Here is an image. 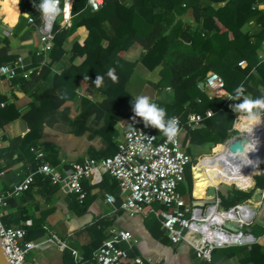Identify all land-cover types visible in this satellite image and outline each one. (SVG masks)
I'll return each mask as SVG.
<instances>
[{
	"label": "trees",
	"instance_id": "trees-1",
	"mask_svg": "<svg viewBox=\"0 0 264 264\" xmlns=\"http://www.w3.org/2000/svg\"><path fill=\"white\" fill-rule=\"evenodd\" d=\"M141 1L150 15L147 14L143 19L136 13L135 6L126 7L123 0H103L102 8L95 12L88 6L87 0H73L72 23L64 29L59 27L61 17L57 20L53 46L43 54L44 66L38 73L33 71L27 80L17 71L19 78L14 79L23 87L24 93L32 98L27 110L21 115L29 131L53 127L58 122V109L68 98L76 97L74 89L77 84L95 86L93 81L97 75L104 76L103 86L99 88H107V98L105 104L91 105L89 109L96 112L101 109L106 114L115 115L116 110L123 108L127 110L125 117L131 118L130 105L126 108L120 101L121 96L126 95L124 88L130 75L138 68L150 72L160 66L159 81L154 85L157 99L153 102L164 108L168 117L177 115L184 123L189 112L211 113L210 117L204 119L201 129L190 130L185 124L182 126L180 146L193 162L197 157L214 153V147L219 149L228 138L237 114L225 105L226 97L209 99L199 84L210 73H216L222 78L224 90L230 95H234L235 89L243 85L250 98L261 96L259 90L249 82L254 77L258 85L264 87V59H258L259 54L264 55V9H259L264 0H210V4L205 7L198 3L199 0ZM20 8H26L34 19V25H38L39 12L33 5L26 6L22 0ZM251 22L261 27L259 33L250 34ZM80 26L88 31L85 43L79 46L73 42L67 47L68 39L75 35ZM134 42L145 53L134 63L126 62L123 60L124 52ZM38 51L39 44L29 54L35 57ZM20 57L19 53L11 52L7 39L0 40V64L6 63L13 67ZM63 57H67L69 66H63L59 75H53L50 87H41L40 84L51 73L50 68L61 64ZM240 61L247 63L246 68L238 67ZM110 69L119 78L117 83L108 77ZM240 102L237 100V103ZM105 126L102 132L107 131L108 127ZM205 148L208 151H204ZM205 167L211 168L210 165L200 164L196 169L201 171ZM256 168H252V174H248L247 178L251 180L253 174H258ZM185 181L191 187L189 168L185 172ZM252 184V180H246L237 187L245 190ZM255 189H264V169L255 177ZM252 193L228 189L225 195L219 197L221 205L229 208L249 200ZM262 217L264 197L251 225L255 234L264 232ZM35 229L38 230L34 232ZM26 232L30 240L43 234L41 227ZM244 249L231 247L226 249L225 255L232 257L245 252ZM217 251L212 252V261ZM250 255L252 261L244 258L241 264H264V251L257 249L256 252L251 251Z\"/></svg>",
	"mask_w": 264,
	"mask_h": 264
},
{
	"label": "crops",
	"instance_id": "crops-1",
	"mask_svg": "<svg viewBox=\"0 0 264 264\" xmlns=\"http://www.w3.org/2000/svg\"><path fill=\"white\" fill-rule=\"evenodd\" d=\"M21 1L0 2V40L7 39L11 52L17 55L19 53L21 57L13 67L27 80L33 71L38 73L44 66L45 57L39 51L35 57L29 54L37 49L38 38L37 33L33 32V27L23 16L29 11L20 8ZM34 2L39 3V0ZM123 3L126 7L135 6L136 13L142 19L148 14V9L143 7L141 0H123ZM198 3L205 7L210 4V0H199ZM23 4L33 5V0H23ZM260 8L264 9V3L259 6ZM31 18L33 19L32 16ZM37 19L40 23V15ZM72 20L73 18L64 25V29L70 27ZM260 31L261 27L256 23L249 24L250 34H257ZM87 37L88 31L84 26H80L76 29L75 35L68 39L66 46H71L73 42L83 46ZM144 53L143 48L134 42L124 52L123 60L134 63ZM262 57V54H259L258 59ZM36 62L39 67L36 66ZM2 66L12 67L6 63H1L0 67ZM63 66H69L67 57L62 58L61 64H55L50 68L51 73L40 86L50 87L53 75H59ZM160 68L157 66L150 72L138 68L130 75L124 88L126 95L120 98L126 108L130 105L132 109V101L139 95L149 96L152 101L157 99L154 85L159 81ZM17 78L19 77L10 79L0 76V99H2L0 103L4 104L0 108V193L5 199V206L0 208V212L5 227L20 228L25 232L41 227L43 234L34 240L28 239L26 232L25 240L35 243L47 239L48 235L43 229L47 227L59 238L66 240L69 248L76 250L83 258H88L93 250L108 238V231L112 228L128 231L133 236L132 242H123L120 248L127 250L132 258H151L152 264H241L244 258L252 261L251 251L256 252L257 249L260 252L264 251V232L255 234L251 226L245 230L254 236H263L256 245L241 246L245 248V252L232 257L225 255L228 248L217 249V254L213 256L211 263L199 260L187 244L172 243L161 229L157 217L153 213H148L147 208L143 215L129 217L120 208L125 196L120 192L117 182L108 175L92 173L83 182L86 197L82 204L75 196L61 193L50 184L47 177L35 173L37 168L47 163L58 170H63L72 162L84 158L113 155L130 120L129 117H125L127 110L119 108L115 115L106 114L101 109L99 112L90 110L91 105L105 104L107 88L85 87L80 83L74 89L76 97L68 98L58 109L56 113L58 122L53 127H44L43 130L31 132L21 115L27 110L32 98L24 93L23 87L14 80ZM249 84L264 95V87L258 85L256 78L253 77ZM245 95L250 97L247 92ZM229 96L230 94L224 89L222 94L218 95L227 98L225 103L227 107L237 103L228 99ZM132 115L133 112L131 117ZM104 126L108 129L102 132ZM213 151H217L216 147ZM38 153L42 154L41 158H37ZM200 164L204 163L199 161L196 167ZM196 167L192 169L194 182L191 180V187L185 181L180 189L185 202L190 205L204 204L215 195L226 194L228 190L220 187L213 192L204 191L209 186H218L221 183L214 184L217 177L221 181L220 174L206 169L200 171ZM207 171L209 173H206ZM31 173L35 175L27 190L9 196V193ZM258 195L259 193H256L248 200L255 212L261 204L256 200ZM154 206L157 211L162 209L158 205ZM37 230L35 229L34 232ZM28 260L36 264H74L69 250H59L50 243L42 244L39 249L30 252Z\"/></svg>",
	"mask_w": 264,
	"mask_h": 264
},
{
	"label": "built area",
	"instance_id": "built-area-1",
	"mask_svg": "<svg viewBox=\"0 0 264 264\" xmlns=\"http://www.w3.org/2000/svg\"><path fill=\"white\" fill-rule=\"evenodd\" d=\"M95 2L100 10L103 6V0H95ZM67 3L68 0L60 1L61 9H65ZM69 3L71 4L70 9L60 16V28H64V25L73 17V0H69ZM87 4L92 9L89 0H87ZM60 17L56 19L50 31L45 30L44 21L41 17L38 25H34L32 18L27 19L37 33L39 53L44 54L52 48L55 34L54 26ZM262 58L264 59V55ZM246 66L245 61L238 62V67L244 69ZM0 76L14 78L17 76L16 68L2 66L0 67ZM203 85L209 99L217 98L218 92L224 89V82L216 73H210ZM3 106L4 104L0 103V108ZM210 116L211 113L209 112L206 114L189 112L184 123L177 115L173 117L178 119L181 132L184 124L190 130L203 128L204 119ZM136 119L139 122L133 123L131 118L128 121L122 140L117 144L116 152L113 155L102 158H84L72 162L68 168L63 170L43 163L35 173L47 177L50 184L64 195L75 196L80 204L86 197L83 182L92 173L110 176L117 182L120 192L125 196L120 208L129 217L143 215L145 208H147L148 213H153L157 217L161 229L172 243L187 244L193 249L197 259L207 263H211L214 250L249 246L257 244L262 239L263 236H254L245 230L251 227L256 216L253 205L248 200L229 208H224L221 205L218 195L203 205H190L185 202L180 189L185 184V172L188 168L191 180L194 182L192 170L194 165L191 156L180 146V132L173 141L169 142L157 129L145 128L142 120L139 117ZM236 119L237 116L234 118L233 130L235 125L240 122ZM237 131L241 136L238 134L237 136L230 135L220 145L225 150L229 149L231 162L235 161L236 156L233 157L234 155L231 154L233 151L229 148L230 144L236 141L242 142L246 138L250 139L249 133ZM243 134L246 138H242ZM256 147L264 152V143H260ZM222 151L200 156L194 162L198 164L200 160L206 157L217 158L224 153ZM255 151L252 154L256 153ZM41 157L42 154L38 153L37 158ZM237 157L240 158V156ZM244 157L246 156H241V158ZM221 161L228 164L227 159ZM35 173L28 174L23 182L9 193V196L18 195L27 190L33 182ZM237 190L245 191L238 187ZM154 205H158L162 209L157 211L153 207ZM3 206H5V199L0 193V208ZM43 229L48 235L46 240L41 243L27 241L25 240V230L7 228L3 225L0 212V240L8 263L36 264L28 260V254L39 249L42 244L50 243L59 250H69L74 259V264H152L151 258H132L127 250L120 248L121 243L133 241L132 234L125 230L110 229L108 238L94 249L88 258H83L76 250L69 248L66 240L59 238L47 227Z\"/></svg>",
	"mask_w": 264,
	"mask_h": 264
},
{
	"label": "clouds",
	"instance_id": "clouds-1",
	"mask_svg": "<svg viewBox=\"0 0 264 264\" xmlns=\"http://www.w3.org/2000/svg\"><path fill=\"white\" fill-rule=\"evenodd\" d=\"M19 3V0H17ZM89 4L92 10L98 11L99 7L95 0H89ZM33 7L39 12L40 17L44 21V28L46 31H50L54 25V22L58 17H60L64 12L70 9L71 4H66L65 9H61L60 0H39V3H35L33 0ZM25 19H30L31 14L24 13ZM108 77L113 83L118 82V77L115 75L114 70H109L107 73ZM104 83V76L97 75L93 84L99 88L102 87ZM63 98V97H61ZM228 99L233 101H241L231 105V110L237 114V119L249 126L248 130L251 132L253 128L262 123V118H264V95L257 98H250L245 95V88L243 85L238 86L235 89V94L230 95ZM132 112L131 117L133 123H137V117H139L145 128L152 127L157 129L167 141H173L179 134V121L175 117H168L167 112L164 108L160 107L157 103L153 102L149 96L139 95L135 97L132 101ZM256 150V145H249L248 142H242L237 148L231 153L234 156H247L249 152Z\"/></svg>",
	"mask_w": 264,
	"mask_h": 264
},
{
	"label": "bare ground",
	"instance_id": "bare-ground-1",
	"mask_svg": "<svg viewBox=\"0 0 264 264\" xmlns=\"http://www.w3.org/2000/svg\"><path fill=\"white\" fill-rule=\"evenodd\" d=\"M222 92L219 91L218 94L220 95L222 94ZM262 120H264V118H262ZM248 128L249 126L246 124H242L241 121L235 125V129L239 131L241 129L242 130L247 129L246 132L250 134L248 135L250 139L246 137L245 138H246V142H248L249 145L257 146L260 143H264V126L260 127L262 131L258 130L259 125L255 126L253 128V131L251 132L248 130ZM221 150H223L222 152L224 153L217 156V158L216 157H210V158L206 157L200 161H202V163L206 165H210L211 167V168L205 167L204 169L214 171L215 173H219L221 175L222 182H231V183H234L236 186L241 183L243 178H246L247 174H252V168L257 167L258 165L264 162V152L263 150L260 151L258 147H256V151H255L256 153L252 154V152H249L247 156L244 158H241V156L240 158H238L237 156L236 157L233 156L235 157V161L233 162H231L232 160L229 157V152H230L229 149L225 150L221 148ZM226 159L228 161V164L221 161V160H226ZM251 180H252V177H251Z\"/></svg>",
	"mask_w": 264,
	"mask_h": 264
},
{
	"label": "rangeland",
	"instance_id": "rangeland-1",
	"mask_svg": "<svg viewBox=\"0 0 264 264\" xmlns=\"http://www.w3.org/2000/svg\"><path fill=\"white\" fill-rule=\"evenodd\" d=\"M204 89H202V91H203ZM204 93H205V95L207 96V94H206V92L204 91ZM208 97V96H207ZM234 123V122H233ZM262 126H264V120H262V123L259 125V129L258 130H260V131H262V129L260 128V127H262ZM237 130H233V128L230 130V135H233V136H237V134L238 135H240V133L237 131ZM247 131V129H241L240 130V132H243V133H245ZM241 136V135H240ZM245 135L243 134L242 135V138L244 137ZM245 138V137H244ZM220 149H221V146L219 147V149H217V151L216 152H218V151H220ZM204 151H208V149L207 148H205V150ZM199 152H201L200 150H199ZM205 155H209V154H205ZM205 155H202V156H205ZM199 157H197L196 159H198ZM206 160V159H205ZM196 161V160H195ZM196 164V162H193V165H195ZM257 171H258V174H255V175H253L252 176V178H253V186L250 188V189H248V190H245L244 192H250V191H253V193H252V197H251V199L254 197V195L256 194V193H259V195L258 196H256V200H259L258 202H260V200L262 199V193H263V190L262 189H255V177L256 176H259L260 174H261V172H262V170L264 169V162L262 163V164H260V165H258L257 166ZM206 173H209L208 171L206 172ZM248 177V174L246 175V178H243V180L241 181V182H246V180H249V181H251L249 178H247ZM220 178H221V175H220ZM216 182V183H215ZM215 182H214V184H218L219 182H221L218 186H209V187H207L204 191H207V190H209V192H213V190L215 191V190H217V188H223V189H225V190H228V189H237V187H236V185L234 184V183H231V182H222V181H219V178L217 177L216 178V180H215ZM257 202V203H258ZM154 208H156V206H153ZM257 207H258V205H257ZM259 208V207H258ZM258 210V209H257ZM257 210H256V213H257ZM262 218H264V217H262ZM264 220V219H263Z\"/></svg>",
	"mask_w": 264,
	"mask_h": 264
},
{
	"label": "water",
	"instance_id": "water-1",
	"mask_svg": "<svg viewBox=\"0 0 264 264\" xmlns=\"http://www.w3.org/2000/svg\"><path fill=\"white\" fill-rule=\"evenodd\" d=\"M199 87H200L201 89H203V87H204L203 83H200V84H199ZM244 141L246 142V140H243L242 142H244ZM242 142H240V141H236V142L230 144V146H229L230 150H231V151H234L235 148H237L238 145H239L240 143H242ZM263 197H264V192H263ZM263 197H262V198H263ZM260 203H261V201H260ZM260 203H259V204H260ZM0 264H9V263H8V260H7V257H6V254H5V252H4V249H3V246H2L1 240H0Z\"/></svg>",
	"mask_w": 264,
	"mask_h": 264
}]
</instances>
